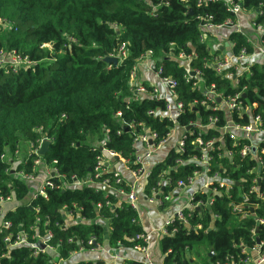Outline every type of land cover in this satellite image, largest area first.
I'll list each match as a JSON object with an SVG mask.
<instances>
[{
	"label": "trees",
	"instance_id": "obj_1",
	"mask_svg": "<svg viewBox=\"0 0 264 264\" xmlns=\"http://www.w3.org/2000/svg\"><path fill=\"white\" fill-rule=\"evenodd\" d=\"M188 2L170 0L168 6H159L151 15L158 0H0V57L13 54L25 61L17 66L0 65V155L7 154V159H0V194L16 202L6 204L3 215L11 226L0 230V264L67 261L81 249L101 245L105 225L109 227L112 248L120 243L131 248L143 244L136 239L145 233L137 210L114 191L96 188L86 180L114 181V173H106L100 180L93 177L101 143L107 138L106 147L128 160L134 170L139 165L134 162L133 137L141 125L156 132L158 141L166 140L173 128L167 119L149 114L164 109L163 100H131V69L149 50L157 65L162 66L161 75L177 82L178 99L184 105L178 124L187 127L200 121L207 125L211 118H217L215 125L200 134L205 140L224 135V148L232 153L231 157L224 155L223 147L210 152L212 174L217 171L231 183L218 187L221 193L215 196L211 209L204 206L186 210L190 228L179 220L168 226L169 233L160 240L163 264H245L249 252L243 251V245L253 248L257 239L264 242V222L259 221L264 220V199L259 196L264 181H253L258 174L264 177V164L259 166L254 159L241 156L248 141L234 144L229 133L224 134L227 112L213 109L216 102L206 101L202 93L215 85V91L227 99L243 89L239 99L251 108L245 113L232 112L233 121L247 125L251 117L260 115L264 126V62L253 64L250 74L241 77L237 87L231 78L207 66L214 54L222 52L220 48L211 52L213 41H200L199 16L208 14L215 22H222L231 15L220 3ZM244 6L251 11L261 10L256 21L264 24V0H244ZM228 36L237 42L235 52L246 43L240 34ZM123 43L128 47L127 58L109 67L107 59ZM179 50L195 52L191 66L202 71L201 89L194 87V79H186V69L168 57ZM194 131L185 141L184 152L171 150L154 165L144 188L147 197L152 196L154 188H162L161 180H169L164 186V193H169L179 180L188 183L201 169L193 163H176L200 155L192 144L199 129L194 127ZM42 141L48 143L46 154L31 152L27 162L13 159L24 154L25 146H30L29 153L44 144ZM17 150L19 155H15ZM261 157L264 159V154ZM37 159L46 166L56 160L58 175L51 177L53 186L46 187L47 196L34 199V181H26L17 172L38 175L34 167ZM73 176L85 183L71 186ZM253 185L257 188L252 189ZM117 187L129 191L126 183H117ZM207 197V193L197 194L193 202L206 201ZM19 232H27L29 242H36L33 236L37 233L51 232L53 237L47 244L56 247L57 253L46 250L34 255V248L27 245L9 247L5 237L12 233L14 241ZM91 236L96 237V244L89 243ZM77 264L106 263L82 260ZM127 264L143 263L130 260Z\"/></svg>",
	"mask_w": 264,
	"mask_h": 264
},
{
	"label": "built area",
	"instance_id": "obj_2",
	"mask_svg": "<svg viewBox=\"0 0 264 264\" xmlns=\"http://www.w3.org/2000/svg\"><path fill=\"white\" fill-rule=\"evenodd\" d=\"M188 4V0H180ZM197 5H210V4H217L220 3L226 12H229L231 17L227 18L222 22H215L213 20V16L208 14L199 16L201 20V24L199 26V36L201 42H207L211 39L214 44H212L211 52H213L217 48L221 49L222 53L214 54L211 61H207L206 65L212 67L218 74H222L228 78H231L232 85L237 87L239 84V79L241 77L247 76L251 72V67L255 62H264V24L258 23L256 19L262 14L261 10L251 11L245 8L244 0H196ZM170 4V0H158V3L155 7L151 10L150 14L155 15L156 10L159 6ZM189 8V7H188ZM250 30V35L247 33V28ZM226 32L225 36L228 39H221L219 36L224 35L223 33ZM228 33H237L240 34L246 41V43L239 48L237 52H235V48L237 46V42L235 40H229ZM225 42L228 43L227 46ZM249 46L253 48L252 51H249ZM11 55V54H10ZM195 52L187 53L183 50H179L178 52L169 53L168 57L174 60L177 65L186 69L185 77L189 81L194 79L193 82L194 87L201 89L202 80V71L199 68H192L191 62L195 58ZM7 56V55H3ZM2 56V57H3ZM128 56V47L125 43H123L120 48L118 49L117 53L111 58L116 59L117 63L115 65L120 64L123 60H125ZM12 59L11 62L0 58V65L4 66L5 63H13L15 66L24 63L25 61L22 60L20 57L16 55H11ZM257 57V61H256ZM262 59V61H258ZM19 60L20 62H17ZM114 63H110L109 67H111ZM142 65H149L151 68L154 69L156 75L160 78L161 87L159 88L157 85H149L145 83L140 77V69ZM162 66L157 65L155 57L153 56V51L149 50L144 52L138 59L136 60L135 64L133 65L130 73V81L132 84V101L141 102L144 100L155 99V100H163L165 103L164 109H155L149 111V114L152 115L154 118H158L160 120L167 119L169 122L172 123L173 128L171 129L168 137L171 135V132L174 128H181L182 131L180 132V136L177 139L176 146H173L174 151L177 152H184L185 151V141L189 135H194V127L199 129V133L192 144L197 147L200 152L199 156H192L187 159H178L176 161L178 166L185 165L188 163H193L199 166L201 169L196 170L193 175L189 178L188 183H185L183 180H179L176 184V188L180 187L183 188L185 186L193 184L195 179L200 176L201 174H206L207 177L210 179V182L206 185L207 190L205 191L204 188H200L195 191L191 198L190 202L186 205V207L177 210L173 213L172 216L167 218L163 225L162 231L164 234H168V226L173 224L175 220L181 221L187 227H191L189 215L185 212L186 210H197V208L208 207L213 205L215 201V196L220 194L221 191L218 187H228L231 183L227 182V178H223L219 172H215L212 174L213 171V164H212V155L211 151L215 150V148L220 149L224 148L225 145V138L222 135L219 138H210L205 140L201 136V132H204L208 126L215 125L217 118H211L210 124L203 125L200 121H197L195 124L190 126H180L178 124V117L184 113V105L181 100L178 99V95L176 92L177 82L168 76H163L162 74ZM225 72V73H224ZM193 73V74H192ZM203 96L205 97L206 101L210 102L211 104L215 103V106H211L213 109L216 108H223L228 114V122L222 128L224 134L229 133L231 139L233 140L234 144L239 142L240 140H247L248 142L244 144L242 147L240 154L243 157H249L250 159H254L259 166L264 164V159L261 157V154H264V147L261 145V141L255 142L252 138V135L257 133H264V126L262 124V118L260 115L255 117H251V121L247 125H240L233 121L232 119V112L236 111L240 112H248L251 108L250 105L247 103H243L239 97L243 94V89L240 90L234 96H231L227 99H223L222 95L215 91V85H212L211 88L203 89L202 90ZM219 98L221 101H219ZM205 103V102H203ZM119 112L117 115H120ZM142 123H139V126ZM201 131V132H200ZM108 138L106 141L104 140L100 146L101 154L96 158V166L94 171V178L99 179L106 173H114V181L109 180L107 178L102 179L103 181H95L93 178H89L86 182L90 183L96 188L103 187L107 191H114L119 197L124 200L125 202L129 203L134 209L138 207V182H141L142 178H147L148 174L151 172L152 168L149 167L148 159L151 158L153 153L161 148L167 141L161 140L158 141V134L152 130H150L145 125H141L140 130L137 131L133 137V148L135 160L134 162L139 165L138 169H131L129 166V161L122 158L118 153L114 150L108 149L106 147ZM43 142V141H42ZM45 142V141H44ZM43 142V143H44ZM219 142L216 146V143ZM42 144L36 150H31L24 162H27V158L31 152H35L40 154ZM253 149H255L253 151ZM15 155H19V150L15 152ZM224 155L228 157L232 156L231 151L226 150L224 148ZM1 161L7 159V154L3 153L0 155ZM114 161H119L123 163L125 167L130 169L132 175L134 176L135 180L133 182L127 181L124 177L117 172L114 168H112ZM56 160L53 161L51 166H46L40 159L35 160L34 167L39 168L42 164H44L45 169V179L38 185L33 192L32 197L34 199L37 198L38 195L47 196L46 194V187H52L53 182L51 181V177L54 175H58V170L56 168ZM17 175L26 181H34L36 176L33 173H27L25 170H20L17 172ZM73 182L71 186L78 185L82 186L85 182H81L80 180L76 179L75 176L72 177ZM264 181V177L258 174V177L254 178V182L260 183ZM168 179H163L159 183V186L162 188L153 189L152 196L148 197V200L152 203H156L158 205H163L165 201L169 200L171 197L170 192L164 193V186L168 183ZM215 182H218L219 185H215ZM117 183H126L129 187V191L124 190L123 188L117 187ZM256 185L252 186V189H256ZM207 193L208 197L206 201H198L193 202L195 195ZM261 198L264 199V189L259 194ZM12 197H4L0 194V230L9 229L11 226V222L5 220L3 215L5 214L6 203L12 201ZM100 204H97V207H100ZM39 210V209H37ZM70 216V214H68ZM80 220L84 221V218ZM260 222H264V220H259ZM200 226V225H199ZM36 242H29V236L27 232H19L14 241H12L13 234L10 233L5 237V241H8L9 247H19V246H29L34 248V255H37L39 252H45L46 250L57 253V248L47 244V240L53 237L51 232H48L45 235H40L37 233L33 236ZM136 239H140L143 241V244L137 245L134 248L137 249L144 255L143 264H153L152 257L149 252L148 246V237L145 233L137 235ZM11 241V242H10ZM90 244H96V237L91 236L89 239ZM44 245V246H43ZM122 244L120 243L119 246ZM99 247V244H96L95 247L90 249H81L82 250H90L95 251ZM243 251L248 253L249 251H257L258 259L257 262L261 263L264 262V242L257 243V245L253 248H249L247 245H243ZM250 254L244 260V263L250 261ZM66 260L59 259L56 264H66Z\"/></svg>",
	"mask_w": 264,
	"mask_h": 264
},
{
	"label": "crops",
	"instance_id": "obj_3",
	"mask_svg": "<svg viewBox=\"0 0 264 264\" xmlns=\"http://www.w3.org/2000/svg\"><path fill=\"white\" fill-rule=\"evenodd\" d=\"M222 40L227 39L225 35L219 36ZM226 44V42H225ZM222 49V48H221ZM257 61V57H256ZM258 61H262V59L258 58ZM256 63V62H255ZM140 77L141 79L149 84V85H157L159 88L161 87L160 78L156 75V72L153 68L149 65H142L140 69ZM163 89V88H162ZM252 138L255 142L261 141L264 143V133H257L252 135ZM261 143V145H262ZM25 155L19 161H23L28 154L30 146H25ZM173 149V143L168 144L167 142L158 150H156L150 159H148L149 167L153 168L154 165L158 162H161L165 159L168 153ZM14 163V162H13ZM18 163V162H17ZM117 172H119L125 180L133 182L135 180L134 176L132 175L130 169L125 167L123 163L119 161H114L112 166ZM38 175L31 186H34L33 192L38 187V185L45 179V169L44 164L39 166L38 168ZM145 178H142L141 182L137 185L138 188V207L137 213L139 217V221L141 223L142 228L145 230L146 235L148 237V246L149 252L152 257L153 264H163L164 254L162 252L160 246V240L165 235L162 231V225L164 221L173 215L177 210L186 207V205L190 202V198L192 194L200 188H204L205 191L207 190L206 185L210 182V179L207 177L206 174H201L198 176L193 184L185 186L183 188L175 187L170 191L171 198L167 203L158 205L156 203H152L148 200L144 192L146 182ZM227 182L230 183L229 179H226ZM13 201V200H12ZM11 201V202H12ZM16 203L15 201H13ZM9 203V202H8ZM6 203V204H8ZM9 206H12L10 204ZM15 206L11 207L14 208ZM101 219V218H99ZM107 224V223H105ZM105 237L104 241L95 251L90 250H82L79 252L74 253L69 260L65 261L66 264H77L79 261H96L102 260L106 264H127L130 260L140 261L143 262L144 255L139 252L135 248L126 247V246H119L117 248H112L109 245V227L105 225ZM250 254V261L246 264H264V262L258 263V253L257 251H249Z\"/></svg>",
	"mask_w": 264,
	"mask_h": 264
},
{
	"label": "rangeland",
	"instance_id": "obj_4",
	"mask_svg": "<svg viewBox=\"0 0 264 264\" xmlns=\"http://www.w3.org/2000/svg\"><path fill=\"white\" fill-rule=\"evenodd\" d=\"M246 28H247V33L250 35V30L251 29H248V27L246 26ZM208 42L209 43H211V39H209L208 40ZM0 58H3V59H5V60H8L9 62H11V59H12V57H11V55H7V56H3V57H0ZM17 62H20L19 60H17ZM182 131V129L181 128H174L173 130H172V132H171V135L167 138V143L168 144H172L173 143V146H176V143H177V139L179 138V136H180V132ZM23 150H25V148H23ZM25 155H23V157H24ZM8 157H12L11 155L9 156L8 155ZM22 156H21V153H20V156L19 157H16V156H13V159H15V160H19L20 158H21ZM39 174V173H38ZM147 179V178H146ZM146 179H145V181L144 182H146ZM138 183H140V182H138ZM171 198V197H170ZM170 200V199H169ZM169 200H167V201H169ZM167 201H165L164 202V204L165 203H167ZM146 233V232H145Z\"/></svg>",
	"mask_w": 264,
	"mask_h": 264
},
{
	"label": "water",
	"instance_id": "obj_5",
	"mask_svg": "<svg viewBox=\"0 0 264 264\" xmlns=\"http://www.w3.org/2000/svg\"><path fill=\"white\" fill-rule=\"evenodd\" d=\"M227 44L228 43H226L225 45L227 46ZM223 49V48H222ZM107 61L109 62V63H114V64H116L117 63V61H116V59H113V58H108L107 59ZM193 74V73H192ZM219 101H221V99L219 98ZM255 149H253V151H254ZM48 151V143H44V144H42V146H41V149H40V154H46V152ZM105 190H106V187H105ZM208 208L209 209H211V206H208ZM200 208H197V210H199ZM257 243L258 244H260V240L259 239H257ZM44 246V245H43ZM213 253H214V251H211L210 252V255H213Z\"/></svg>",
	"mask_w": 264,
	"mask_h": 264
}]
</instances>
